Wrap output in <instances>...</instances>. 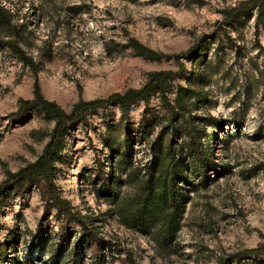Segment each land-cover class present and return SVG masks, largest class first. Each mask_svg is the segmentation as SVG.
I'll return each instance as SVG.
<instances>
[{"label":"rangeland","instance_id":"rangeland-1","mask_svg":"<svg viewBox=\"0 0 264 264\" xmlns=\"http://www.w3.org/2000/svg\"><path fill=\"white\" fill-rule=\"evenodd\" d=\"M240 0H0L19 25L26 24L23 48L40 65L38 80L45 98L70 112L80 101L107 98L141 88L156 71H179L173 58L203 50L194 60L182 59L187 72L173 82L170 98L179 87L205 84V100L194 114L214 117L223 130L204 144L213 151L220 174L210 175L204 187L183 186L189 200L176 240L160 247L152 236L126 228L113 198L102 188L103 176L117 170L120 197L132 192L128 169L114 158L115 143L126 141L124 125L139 129L129 134L135 168L151 160V138L144 126L165 115L158 97L148 105L137 103L123 121L118 108L99 110L74 129L55 166V183L74 211L89 216L100 236L113 247L104 251L107 264H219L245 249L257 247L264 235V23L255 18L226 27L221 11ZM7 31L0 27V41ZM129 38L164 55L149 61L125 48ZM231 39V40H230ZM237 45V46H236ZM238 47L241 49L238 50ZM35 76L6 49H0V185L37 160L54 124L37 112L18 122L4 117L17 112L22 99L34 95ZM198 89V88H197ZM148 130H146L147 132ZM208 133H213L209 127ZM111 145L112 148L109 146ZM222 168V169H221ZM218 169V170H219ZM212 174V173H210ZM60 216L46 207L37 189L14 196L0 213V243L12 238L6 264H53L49 251L34 236H56ZM72 243L57 264H73L72 250L80 228L69 224ZM39 235V236H40ZM42 248V245H41ZM80 264H95L86 250ZM42 256V257H41ZM264 264V255L260 263Z\"/></svg>","mask_w":264,"mask_h":264},{"label":"trees","instance_id":"trees-1","mask_svg":"<svg viewBox=\"0 0 264 264\" xmlns=\"http://www.w3.org/2000/svg\"><path fill=\"white\" fill-rule=\"evenodd\" d=\"M221 14L226 27L243 24L252 18H255L256 26H259L264 23V0H240L225 7ZM0 27L8 34L6 39H1L0 49L8 50L15 59L30 68L36 78L33 98L20 100L17 112L4 119L18 122L30 113L37 112L44 120L54 124L49 140L37 160L15 173H8L7 179L0 185V213L12 197H23L37 189L46 207H53L61 218L60 231L56 236L48 235L43 238L39 233L40 236L32 238L35 244L40 245L41 255L44 250L49 251L51 261L57 264L72 243V233L69 232L68 226L73 223L80 228L74 239L71 254L73 264H80L84 260L86 250L92 252L95 264H107L103 252L110 250L113 247L112 243L100 236L89 216L75 212L71 203L62 198L55 183V166L65 150L69 134L86 123L97 111L116 107L126 122L134 105L139 102L148 105L158 97L165 115H162L160 120L155 117L147 123L140 138V142L144 137L145 140L151 138L155 128L160 126V131L149 145L151 154L149 163L143 168H135L129 156L133 148V142L128 139L129 134L139 129H133L129 124L124 125L126 141L115 143L117 148L113 153L114 158H121L126 163L124 167L129 168L128 179L124 184L128 185L132 192L121 197L116 194V186L122 183L117 179L116 169L111 175L103 176L102 188L107 198L115 200L121 222L126 228L141 235L152 236L162 248L170 246L181 230V220L189 200L190 191L184 192L183 186H195L196 183H200L206 187L211 181L210 175L221 173L213 151L203 142L210 139L214 133H220L223 124L214 117L204 118L194 114L199 104L205 100V84L201 86L192 81L194 77L192 73L187 80L189 87H179L175 99L170 98L172 83L187 72L181 60L183 58L188 60L194 56L196 60L203 56L204 51L196 49L174 56L179 64V71L152 72L148 75L147 82L139 89L131 88L102 99L80 100L70 112H66L56 102L47 100L42 92L38 80L40 65L22 46L24 30H27L28 26L24 23L19 25L11 11L1 4ZM125 48L149 61L155 62L165 58L163 54L135 38H129ZM238 50L241 49L238 47ZM209 127L213 129V133H208ZM3 139L4 136L0 132V144ZM1 230L0 221V233ZM261 239L262 242L257 247L223 258L219 264L260 263V258L264 255V235H261ZM12 240L14 239L9 238L5 243H0V264H6L8 247ZM123 262L135 264L130 255H127ZM30 263L28 260L25 262Z\"/></svg>","mask_w":264,"mask_h":264}]
</instances>
